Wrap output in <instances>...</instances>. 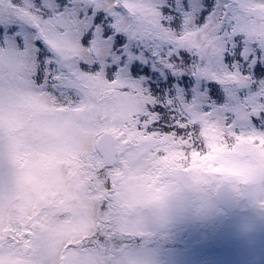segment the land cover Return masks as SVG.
I'll use <instances>...</instances> for the list:
<instances>
[{"label":"snow or ice","instance_id":"snow-or-ice-1","mask_svg":"<svg viewBox=\"0 0 264 264\" xmlns=\"http://www.w3.org/2000/svg\"><path fill=\"white\" fill-rule=\"evenodd\" d=\"M6 92L89 131L101 170L212 158L218 177L219 153L264 155V0H0ZM110 231L95 240L108 264H264V176L181 192L167 226L132 242Z\"/></svg>","mask_w":264,"mask_h":264},{"label":"rangeland","instance_id":"rangeland-1","mask_svg":"<svg viewBox=\"0 0 264 264\" xmlns=\"http://www.w3.org/2000/svg\"><path fill=\"white\" fill-rule=\"evenodd\" d=\"M94 141L45 98L23 92L0 98V264H108L95 240L109 229L113 242H132L167 226L181 192L212 182L247 191L264 176V155L233 149L215 157L218 177L202 163L185 172L183 162H169L173 171L165 173L160 162L130 157L112 169L100 164L103 181L96 183L98 172L87 176L76 162L90 155ZM113 183V193L119 191L109 208L103 196Z\"/></svg>","mask_w":264,"mask_h":264},{"label":"trees","instance_id":"trees-1","mask_svg":"<svg viewBox=\"0 0 264 264\" xmlns=\"http://www.w3.org/2000/svg\"><path fill=\"white\" fill-rule=\"evenodd\" d=\"M210 159L211 158H209V159H206L205 160V167L207 168L208 167V165H209V161H210ZM76 162L78 163V164H80L81 162H83V163H86V165H85V170H84V172L87 174V176H89L91 173H93V171H98V165H99V159H98V157H97V155L95 154V153H92V154H90V155H86V156H84L83 158H80L79 160H76ZM89 167H92V168H89ZM98 175V176H97ZM95 176H96V178L94 179V182H96V183H100L101 181H103L102 180V178H101V174H100V171L96 174L95 173ZM110 181V180H109ZM108 187H110V185H107V188ZM97 194H98V196L99 197H102V195H103V191L102 190H98L97 192H96ZM90 196H94V194H93V192L91 191L90 192ZM104 197L105 196H103V199H104ZM107 198V197H106ZM108 199V198H107ZM108 202L109 201H107V204H108ZM107 204H105V207H106V205ZM109 205V204H108ZM110 206V205H109Z\"/></svg>","mask_w":264,"mask_h":264},{"label":"water","instance_id":"water-1","mask_svg":"<svg viewBox=\"0 0 264 264\" xmlns=\"http://www.w3.org/2000/svg\"><path fill=\"white\" fill-rule=\"evenodd\" d=\"M98 147V143L96 142V148Z\"/></svg>","mask_w":264,"mask_h":264}]
</instances>
